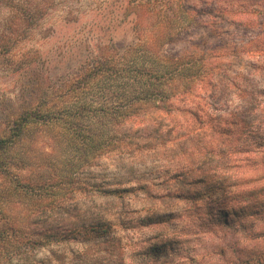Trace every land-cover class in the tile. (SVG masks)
Returning <instances> with one entry per match:
<instances>
[{
	"label": "trees",
	"instance_id": "obj_1",
	"mask_svg": "<svg viewBox=\"0 0 264 264\" xmlns=\"http://www.w3.org/2000/svg\"><path fill=\"white\" fill-rule=\"evenodd\" d=\"M99 1L134 38L99 41L53 75L40 50L12 60L60 2L0 0V70L20 78L3 97L0 189L25 211L0 218V264H264V0ZM182 106L185 125L146 141L164 156L153 178L109 177L112 156L143 150L110 132ZM47 132L71 151L61 173L39 165ZM179 159L188 167L164 170ZM99 165L102 177L82 182Z\"/></svg>",
	"mask_w": 264,
	"mask_h": 264
},
{
	"label": "rangeland",
	"instance_id": "obj_2",
	"mask_svg": "<svg viewBox=\"0 0 264 264\" xmlns=\"http://www.w3.org/2000/svg\"><path fill=\"white\" fill-rule=\"evenodd\" d=\"M56 1L60 2L57 4L58 9L53 11L43 22L41 27L35 31L29 41L23 44L13 54L12 61L14 64L17 63V61L21 62L23 59H26V53L30 54L37 49L42 53V58L39 61L41 65L42 63L46 64L48 59L54 62L55 65L52 67L53 75L66 74L68 71L72 73V70H74L81 61L93 55L94 48L99 41L108 43L111 40L124 39L129 42L134 38L133 24L130 22H115L114 16L117 12L107 9L105 6L106 2H98V0ZM243 3L244 2L239 1L235 4L240 5ZM1 7L2 6H0V8ZM67 12H70L71 14H69L71 16H69ZM4 14V10H0V37L3 34ZM197 33H200V31H197ZM19 83L20 78L15 75L12 70H0V127L4 122L3 97L14 96L17 93L16 90ZM183 109L184 107L182 106V111L175 114L176 118L151 110L152 118L154 119L146 118V123L133 125V127H135L133 131L129 127H123L122 129H115L110 132L112 135H116V137L123 135L124 137H122L125 139H128V135L130 137L134 136L135 142L140 143L143 150L138 152L126 148L127 151L131 153L130 157L126 155V157H123L124 155L121 154L112 156L108 162H105L110 164L105 166L107 169L106 173L109 177L113 176L116 182L120 181L126 184L132 177L126 173L134 169L136 178L140 176L144 177V179L153 178L158 168H154L151 161L156 157L164 156L162 154L155 155L153 150L149 149L151 144L146 141H152L155 136H165L169 131L176 130V124H179V127H181V124L185 125V121H187L188 117H184L185 113ZM159 117L162 122H159L161 125L158 124V126L164 127L166 130H162L161 134L159 133L158 135V129H156L158 128L157 123L152 120H157ZM181 132L183 134L182 129ZM180 135L181 133L176 134L175 132L171 136H167V139L175 141L177 136ZM170 146L171 144L168 146L166 152L167 161L172 159ZM36 148L38 153L37 157H39V165H46L52 168L45 169V171H43L44 175H50V172L51 174L53 172L56 174V171L61 173L63 161H65L66 157L71 155L70 149L60 144L58 140H56L55 134L50 132H47L46 135H42L39 138ZM124 153L125 152H122V154ZM189 163V159L170 161L166 164L164 170L172 171L183 166L188 167ZM103 173V167L99 165L91 168L87 173L81 175L80 178L82 182L85 180H93L92 183H96L94 181H98ZM6 192V190L0 189V218L2 217L5 219L6 217H12L21 221L25 211L22 209L21 204H18L15 197ZM135 202L137 201L134 200L131 205L140 207L139 203ZM101 203L103 204L104 201L96 199L95 204L92 206L94 207L96 204L100 205ZM169 209L171 208H168V210ZM195 244L196 242H193L191 246L196 247ZM203 251L204 250H201V252ZM191 254H195V252Z\"/></svg>",
	"mask_w": 264,
	"mask_h": 264
}]
</instances>
